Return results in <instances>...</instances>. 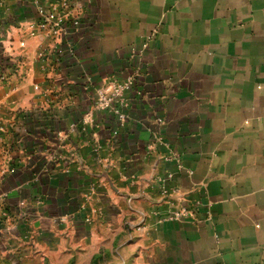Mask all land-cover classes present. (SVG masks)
<instances>
[{
  "label": "crops",
  "instance_id": "1",
  "mask_svg": "<svg viewBox=\"0 0 264 264\" xmlns=\"http://www.w3.org/2000/svg\"><path fill=\"white\" fill-rule=\"evenodd\" d=\"M70 1L54 58L34 0H0L1 253L264 264V0ZM133 73L120 125L94 88ZM183 204L197 214L163 220Z\"/></svg>",
  "mask_w": 264,
  "mask_h": 264
},
{
  "label": "built area",
  "instance_id": "2",
  "mask_svg": "<svg viewBox=\"0 0 264 264\" xmlns=\"http://www.w3.org/2000/svg\"><path fill=\"white\" fill-rule=\"evenodd\" d=\"M37 6V18L31 23V28H37L50 40L52 53L54 58L58 54H62V42L68 37L73 29H77L81 21V6L78 3H73L70 0H49L44 4L39 0H34ZM146 43L142 45L145 47ZM49 55L43 50L38 52L37 58L41 60L42 67L49 65ZM15 65V64H14ZM10 68V67H8ZM7 67L1 69V78H5L4 71ZM135 74H129L120 81H102L94 88L93 104L94 108L99 111H106L113 114L118 123L122 125L127 118L126 108L129 104L127 93L130 92L135 83ZM137 75V74H136ZM88 80L89 77H88ZM90 83V82H89ZM160 143H163L161 137H157ZM151 148V146H149ZM148 147V148H149ZM170 157V156H168ZM177 158V156H175ZM191 173V171H189ZM165 194L173 191L170 188L163 187ZM1 207V204H0ZM1 209V208H0ZM4 213V212H2ZM197 214L196 204H183L177 209L169 210L163 220H183L192 218ZM5 215V213L3 214Z\"/></svg>",
  "mask_w": 264,
  "mask_h": 264
},
{
  "label": "rangeland",
  "instance_id": "3",
  "mask_svg": "<svg viewBox=\"0 0 264 264\" xmlns=\"http://www.w3.org/2000/svg\"><path fill=\"white\" fill-rule=\"evenodd\" d=\"M8 68V67H7ZM10 70V68H8ZM0 264H13V261L6 258L2 253H1V245H0ZM41 264H50L48 261L41 263Z\"/></svg>",
  "mask_w": 264,
  "mask_h": 264
},
{
  "label": "trees",
  "instance_id": "4",
  "mask_svg": "<svg viewBox=\"0 0 264 264\" xmlns=\"http://www.w3.org/2000/svg\"><path fill=\"white\" fill-rule=\"evenodd\" d=\"M5 67H11V64L10 62L8 61V59H5V60H1V63H0V70L5 68Z\"/></svg>",
  "mask_w": 264,
  "mask_h": 264
}]
</instances>
